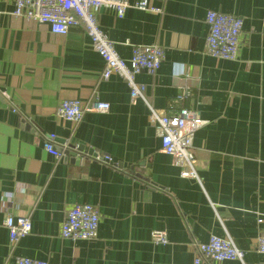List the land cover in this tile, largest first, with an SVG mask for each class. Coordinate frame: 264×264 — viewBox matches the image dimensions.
<instances>
[{
	"label": "crops",
	"instance_id": "crops-1",
	"mask_svg": "<svg viewBox=\"0 0 264 264\" xmlns=\"http://www.w3.org/2000/svg\"><path fill=\"white\" fill-rule=\"evenodd\" d=\"M123 1L130 7L122 18L102 9L98 23L122 59L138 45L163 50L156 74L136 78L146 102L131 99L120 77L102 79L103 61L82 28L55 35L0 0V264L14 256L193 264L197 244L213 236L245 252L242 262L213 264H264L254 250L264 229V0ZM138 1L161 12L137 10ZM208 11L242 19L237 60L206 54ZM94 99L109 110L85 113L78 123L56 114L61 101ZM149 107L168 115L188 109L206 121L192 140L196 179L181 177L163 153ZM48 134L56 148L78 146L85 155L74 163L53 157L43 147ZM76 204L97 208L96 239L59 236ZM7 216L31 220V232L14 246ZM156 230L165 233L164 245L151 241Z\"/></svg>",
	"mask_w": 264,
	"mask_h": 264
},
{
	"label": "built area",
	"instance_id": "built-area-1",
	"mask_svg": "<svg viewBox=\"0 0 264 264\" xmlns=\"http://www.w3.org/2000/svg\"><path fill=\"white\" fill-rule=\"evenodd\" d=\"M14 5V16L28 21L47 25L51 33L65 36L70 30L82 28L89 38L90 48L103 61L101 77L104 80L116 75L130 90L131 99L144 102L145 87L137 83L141 72L155 75L159 70L164 52L157 45H138L132 47L130 59H122L116 52L115 45L102 32L98 23V14L102 9L113 10L122 18L130 5L123 0H10ZM133 7L140 11L161 12L150 7L146 1H138ZM207 35L205 51L208 56L217 60L235 61L242 36V19L225 15L217 11H208L205 17ZM109 105L94 99L87 105L78 100L61 101L56 109L58 117L72 123H78L85 113H106ZM149 116L153 122L156 135L161 141L164 154L174 160L181 170V177L196 179L193 167L194 153L192 140L194 132L205 122L188 109H181L175 115H168L149 107ZM56 136L48 134L43 137V147L55 158L63 157L56 151ZM74 146L75 157L82 151ZM95 160L108 161L107 157L94 155ZM11 246L27 237L31 232V220L28 217L14 218L7 216L4 223ZM99 213L96 207L89 204H76L70 207L60 226L59 236L70 241H90L97 237ZM151 241L164 245L167 242L163 231H153ZM254 250L264 256V229L256 239ZM245 252L233 245L228 238L210 237L207 243H198L193 264L221 263L224 261L242 262ZM10 264H48L46 261L14 256Z\"/></svg>",
	"mask_w": 264,
	"mask_h": 264
},
{
	"label": "water",
	"instance_id": "water-1",
	"mask_svg": "<svg viewBox=\"0 0 264 264\" xmlns=\"http://www.w3.org/2000/svg\"><path fill=\"white\" fill-rule=\"evenodd\" d=\"M78 149V151H82L83 149L81 148V147H78L77 148ZM56 151L59 153V154H62L63 155V159L64 160H68L70 163H74L75 162V156H76V154H75V152H74V147L73 146H71V145H67L65 148H63V149H58V148H56ZM118 167H119V165H118Z\"/></svg>",
	"mask_w": 264,
	"mask_h": 264
},
{
	"label": "rangeland",
	"instance_id": "rangeland-1",
	"mask_svg": "<svg viewBox=\"0 0 264 264\" xmlns=\"http://www.w3.org/2000/svg\"><path fill=\"white\" fill-rule=\"evenodd\" d=\"M202 120V119H201ZM204 121V120H203ZM205 122V124H206V121H204ZM197 178V177H196Z\"/></svg>",
	"mask_w": 264,
	"mask_h": 264
}]
</instances>
